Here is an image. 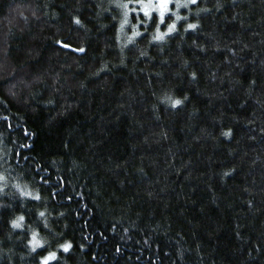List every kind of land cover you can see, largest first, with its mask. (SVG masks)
<instances>
[{
	"label": "trees",
	"instance_id": "obj_1",
	"mask_svg": "<svg viewBox=\"0 0 264 264\" xmlns=\"http://www.w3.org/2000/svg\"><path fill=\"white\" fill-rule=\"evenodd\" d=\"M217 2L124 45L107 0H0V264H264V0Z\"/></svg>",
	"mask_w": 264,
	"mask_h": 264
},
{
	"label": "snow or ice",
	"instance_id": "obj_2",
	"mask_svg": "<svg viewBox=\"0 0 264 264\" xmlns=\"http://www.w3.org/2000/svg\"><path fill=\"white\" fill-rule=\"evenodd\" d=\"M172 2L173 0H107L108 7L103 8L102 10L108 12L111 16V20L113 21L117 19V16L111 15V13L115 12L119 16V27L117 28L116 24L112 25V27L116 29L115 39L117 41L121 39L120 33L124 32L125 26L130 25L131 34L127 35V39L123 41V44L127 45L129 43H134L135 42L134 38L142 36L141 31L137 29V24H140L141 27H143L144 25L149 24V20H151L152 22H155L156 20L155 13L157 12L159 14V21L161 23L164 22L165 14L170 13L172 11V9L170 8V4H172ZM197 3H198V0H185V2H182V0H175L174 6L176 9H180L181 7L187 9L189 5L195 6L197 5ZM96 6L97 8H101L102 4L98 3ZM216 7L217 8L223 7V5L219 3V0L217 2ZM201 11H208V9L207 8L201 9ZM138 13L139 15H137ZM141 17L148 18V19H142ZM181 19L182 17L179 14H177L176 20H173L171 23L167 25L166 32L160 31V26L159 24H157L156 34L152 36V40L153 41L164 40L166 34L172 33L174 29H176V21L181 20ZM183 19H186V17H184ZM71 20L74 25L79 26L81 28L85 27L84 22L81 20V18L78 15H73L71 17ZM132 21H135V23H133ZM101 27H104V25H101ZM186 27L187 29H196L197 24L188 23ZM56 43L61 45L62 48L70 49L71 51L76 52V53L82 54L86 51L84 46L77 47L71 43H65L63 40H57ZM229 51H232V50L229 49ZM123 52H124V47L121 46L120 53H121L122 58L120 59V64L122 65L125 63L123 59ZM140 55L145 56L146 52H141ZM106 67L107 65L104 64L101 70H103V68H106ZM190 75L195 79L197 76V73L193 71ZM251 83L255 84V81H252ZM165 99L169 100L171 103V106L175 108L178 105H182L184 103V100L187 99V96L185 95L183 100L180 98L172 99L170 96L165 97ZM48 103H52V101L50 100L48 101ZM262 131H264V129H262ZM221 134L224 137L228 138L232 135V129L228 128L227 130L223 131ZM232 171L233 169H228L227 171L223 173V175L228 176L231 174ZM0 181H6V177L4 176L3 173H0ZM14 186L17 189H20L21 195H24V196L31 195V193L25 191L24 189H21L20 184H15ZM6 188H7V183H0V195H3V196L9 195V192L5 190ZM37 199H39V197H37ZM248 203L251 205L252 201H248ZM40 216L43 217L44 213L41 212ZM24 220H25V217L23 215H20L17 219L12 220L11 223L15 228H20V227H23V225L20 222ZM45 227H47V224H45ZM31 235H32V239L29 240L28 243L33 246L32 251L35 252L38 247L40 248V251H44V248L42 247V245L45 242L42 241L41 239H38V233L35 230H33ZM237 235L239 236L240 234L237 233ZM79 247L83 248L85 247V245L80 244ZM58 248L62 250L64 253H68L72 250L73 244L70 241H65L64 243H60L58 245ZM249 251H251V249H249ZM57 258L58 257H57L56 251H47L45 255H42L40 257L39 264H49L50 261L57 260Z\"/></svg>",
	"mask_w": 264,
	"mask_h": 264
}]
</instances>
